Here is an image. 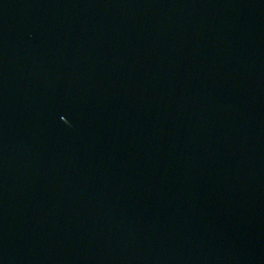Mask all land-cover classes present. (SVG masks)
<instances>
[{
    "label": "water",
    "instance_id": "obj_1",
    "mask_svg": "<svg viewBox=\"0 0 264 264\" xmlns=\"http://www.w3.org/2000/svg\"><path fill=\"white\" fill-rule=\"evenodd\" d=\"M0 264H264V0H0Z\"/></svg>",
    "mask_w": 264,
    "mask_h": 264
}]
</instances>
